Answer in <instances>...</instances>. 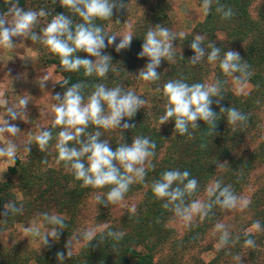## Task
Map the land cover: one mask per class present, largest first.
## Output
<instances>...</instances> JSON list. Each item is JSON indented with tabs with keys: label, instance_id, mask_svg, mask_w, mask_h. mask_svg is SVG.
I'll use <instances>...</instances> for the list:
<instances>
[{
	"label": "trees",
	"instance_id": "1",
	"mask_svg": "<svg viewBox=\"0 0 264 264\" xmlns=\"http://www.w3.org/2000/svg\"><path fill=\"white\" fill-rule=\"evenodd\" d=\"M56 1L13 0L24 9L33 5V10L36 11L43 8L48 15L39 19H46L47 23L53 15L63 13L64 8L56 5ZM256 1L219 0V4L230 7L234 13L225 19L216 11L217 0H213L211 10L205 12L203 21L197 23L190 34L176 39L182 45L183 51L175 52L172 61L161 62L157 69L160 80L154 83L136 78L138 71L149 62L146 57L140 58L139 53L149 28L157 24L164 27L169 25V0H154L136 19L130 34L133 39L127 49L119 52L116 49L115 52L105 51V54L111 57L112 63L103 78L95 74L85 76L83 68L77 72L63 70L59 57L47 49L46 57L40 59L44 65L55 66V72L61 75L62 81L56 85V91L61 97L66 91L64 87H70L74 83L82 82L86 85L82 92L87 101L94 85L98 83L108 88L120 85L125 91H132L137 83L145 82L157 94V98L150 109H139L130 121L121 122V125L129 123L135 125V128L111 131L89 125L86 133L99 130L102 134L101 141L108 140L113 151L120 143L131 145L133 136L148 137L156 144L155 155L147 160L144 181L133 183L124 197L127 199L140 194L139 201L132 209L125 210L119 218H113L112 210L115 204H98L95 199L97 194L105 195L108 188L81 187L82 182L77 181L65 162L58 159L55 144L57 134L62 129L54 123L51 124L47 130L52 132L53 138L47 148L39 150L35 141L28 144L27 148H31L27 151L25 159L22 161L15 158L13 166L8 168L9 175L14 176L17 181L16 192L21 194L22 199L17 200L11 179L0 182V231L9 228L14 222H23L31 217L42 220L43 213L59 215L65 227L60 229L62 232L59 238L46 248L43 255L28 257L21 255L17 248H10L0 251V264H196L194 259H191L193 262L184 261V257L197 247L205 233L227 210L214 204L207 215L199 213V218L189 222L183 234L178 236L170 225L174 219L180 217L175 206L163 207L166 201L158 200L153 195L151 185L164 171L187 170L190 173L189 178H195L198 186L193 193L185 195V206L200 197H203L202 204L211 203L215 197L209 194V190L215 188L217 181L222 187L231 186L238 198L246 189L253 187L252 174L256 168L264 166V0L254 7ZM126 2L130 5V0H114L117 8H114L111 19L97 20L95 23L105 28L116 18L117 21L125 20L128 12ZM120 4L125 7L119 8ZM9 6L6 0H0V13L7 11ZM51 6L54 7L53 11H50ZM130 7L132 8L131 5ZM67 15L72 17L74 24L81 22L80 18L70 11ZM34 32L39 34L41 29L37 28ZM197 34L205 37L202 46L206 51H210L207 46L213 42L217 47H221V55L229 49L240 54L250 73L243 81L249 86L246 94L233 93L218 62L209 63L206 58L196 65L189 62L194 56L190 44ZM77 55L89 58L83 52ZM231 75L234 78V75L240 73ZM65 79L69 81L67 86L63 85ZM175 79H183L188 84H211L220 81L221 93L213 99V111L219 114L221 107L227 109L232 106L245 114L247 121L228 125L226 114L220 113L214 133H211L204 122L198 121V128H189L191 138L187 134L174 133L175 123L172 120L158 129L156 122H160L167 103L162 91L163 84ZM221 97L223 99L217 104L215 99ZM69 146L79 147L75 141L70 142ZM219 164L223 165L218 167ZM89 197L95 200V220L105 227L95 235L96 239L90 244L87 241L79 252L68 256L66 245L69 238L76 233L81 206ZM9 200H14L22 206V214L8 217L3 215L4 205ZM247 209L251 213L252 222L259 221L264 226V184L257 185ZM109 231L121 232L123 235L118 241L113 240L107 237ZM101 236L105 238L101 240ZM247 238L252 239L253 236ZM58 252L64 253V261L57 260Z\"/></svg>",
	"mask_w": 264,
	"mask_h": 264
},
{
	"label": "clouds",
	"instance_id": "2",
	"mask_svg": "<svg viewBox=\"0 0 264 264\" xmlns=\"http://www.w3.org/2000/svg\"><path fill=\"white\" fill-rule=\"evenodd\" d=\"M7 11L0 13V47L13 48L15 38L39 42L45 46L51 53L56 54L60 59V64L65 71L77 72L81 68L85 76L95 74L98 77H105L109 72L111 57L102 55L103 49L107 45L114 43L117 35L107 34L103 27L97 25V20H109L113 15L117 4L114 0H59V4L64 9L70 11L80 18L81 22L75 23L70 15H53L50 22L37 34L33 31L38 24L39 18L45 17L48 13L41 8L32 10L21 8L13 0H6ZM213 0H202V6L205 11L211 10ZM120 4L119 8H124ZM216 11L222 15V18H230L234 13L230 7L219 4L217 0ZM122 37L116 47V51L127 49L133 37L131 35ZM176 34L169 28L157 24L149 28L143 38L142 50L139 53L140 58L146 57L148 63L138 71L136 78L146 82H156L160 80V73L157 72L161 62L172 61L175 56L173 41L176 40ZM205 37L197 34L192 38L190 48L194 56L189 60L192 65L207 60L209 63H219V67L225 74H236L234 79L237 83H243L244 78L249 76L248 65L242 62L240 54L234 50H225L221 55V47L210 42L207 46L210 51H206L202 46ZM85 53L89 58H82L77 53ZM69 81L65 79L63 85L67 86ZM44 87V84L40 85ZM86 85L82 82L74 83L66 88L63 96L58 93L52 99L58 103L53 105V123L60 126L57 143L55 148L58 151V159L65 162L74 178L81 181V187H91L93 189L108 188L105 195L97 194L95 196L98 204H116L121 202L130 186L136 182H143L146 176L145 162L148 158L155 155L156 144L148 137L133 136L131 145L120 143L116 149L110 147L108 140L101 141L102 134L99 130L86 133L89 125H94L97 129L105 130L118 129L121 131L135 128V125L124 123L123 120H131L137 111L143 108L146 103L144 99L136 95L133 91H125L120 85L108 88L102 83L94 85V90L85 101L82 90ZM164 97L167 101L165 112L160 117V125L174 121V133L188 135L191 138L189 128H198V121H202L214 133L220 113L226 114L228 125H236L247 121L248 117L235 107L227 109L221 107L217 114L211 108L214 97L220 96L221 82L216 81L211 84L192 83L188 84L183 79L169 80L163 84ZM223 99H215L219 104ZM29 100L23 96L11 106L6 108L7 118L0 124V134L16 136L21 131L9 121L21 119L26 115V106ZM86 138H83L85 137ZM52 132L47 129L39 131L34 139L39 150L47 148L52 140ZM75 141L79 147H70L69 143ZM18 146L11 140L9 143L0 147V157L11 158L14 161ZM27 148V151H30ZM227 163V162H225ZM223 163V164H225ZM223 164H219L220 167ZM190 173L187 170L179 169L167 170L161 173L159 179L154 180L151 185L153 195L158 200H164L163 207L168 208L174 205L177 214L182 219H190L193 212L207 215V212L218 205L221 209L230 210L237 206L238 197L234 194L231 186H221L220 182L215 183V188L209 190V194L215 199L211 203L202 204L194 201L191 204L184 205L186 194L193 193L198 186L195 178H189ZM247 203V202H245ZM5 217L22 214L23 208L14 200H9L4 205ZM135 209H133L134 211ZM42 221L50 226L46 234L42 237V245H48V239L53 241L59 238V235L65 227L63 219L57 214L43 213ZM5 223L7 220L4 221ZM216 230L221 233L219 245L226 246L229 243L230 234L223 224L218 223ZM253 228L260 230L259 221L254 222ZM26 232L32 231L31 228H25ZM123 233L109 231L107 237L113 240H119ZM105 237L101 236V240ZM82 239L92 242L95 237V230H87L83 233ZM238 239V238H237ZM79 242V241H78ZM244 245L254 247L255 241L246 239ZM67 255L70 256V244L66 245ZM239 259V258H238ZM59 262L65 260L64 253H57Z\"/></svg>",
	"mask_w": 264,
	"mask_h": 264
},
{
	"label": "rangeland",
	"instance_id": "3",
	"mask_svg": "<svg viewBox=\"0 0 264 264\" xmlns=\"http://www.w3.org/2000/svg\"><path fill=\"white\" fill-rule=\"evenodd\" d=\"M153 1L130 0L132 8L126 2L128 12L125 20L128 21H117L116 18L104 28L109 36L113 34L117 35V38L110 46L107 45V38L105 39L106 47L103 49L102 55H105V51L116 49L122 39L120 36L131 34L136 19L147 10ZM260 1L257 0L253 6H258ZM56 3V5H60L59 0ZM169 3L170 23L166 27L176 34L177 39L190 34L196 24L204 19L206 11L199 0H169ZM34 6L27 7L25 10H33ZM53 9L54 7L51 6L50 11H53ZM68 12L64 9L62 14H68ZM47 24L46 19H39L33 31L37 28L42 29ZM13 42L16 46L11 49L0 47V124L7 118L6 108L14 105L21 96L27 98L29 104L26 106V115L21 119L17 118L15 121H9L15 124L21 132L16 136L0 134V147L6 146L11 140L18 146L15 158L23 161L27 154V145L35 141V135L53 124V105L58 102L52 98L59 93L56 91V85L62 81V77L55 72V66L44 65L41 61L40 57H46L45 53L47 52V48L41 43L21 38H15ZM173 47L175 52L181 53L183 51L182 45L176 40L173 41ZM225 75L227 84L233 93L244 95L249 91L248 85L237 83L231 74ZM139 83L135 88H132V91L145 100L146 103L141 109H150L157 98V94L145 82L140 81ZM42 84H44V87L40 86ZM156 125L158 129L163 126L160 125L159 121L156 122ZM118 129L110 130L117 131ZM13 164V159L0 157V182L3 183L11 179L14 186L13 190L16 192L17 181L8 172V168L12 167ZM146 164L147 161L145 166ZM260 184H264V166L256 168L252 174L251 185L253 187L242 192V195L238 198L237 206L224 213V216L205 233L197 247L184 257V261L193 262L191 259H194L196 264H264V226L261 224L260 230L253 228V219L247 209L253 191ZM15 194L17 200L22 199L20 193L16 192ZM139 195L116 203L112 210V217L119 218L125 210L132 209L139 201ZM197 201L202 203L203 197H200ZM95 209L93 197H89L83 202L76 233L69 238L71 254L79 252L87 242V240L82 239L85 231L94 229L96 235L105 227V225L98 224L95 220ZM196 218H199V213L193 212L190 219L185 220L179 217L174 219L170 225L175 229L176 234L181 236L186 229V225ZM218 223L223 224L230 234L229 243L224 247L219 245L221 233L215 227ZM25 228H31L32 231L26 232ZM48 228L41 219L36 217H31L23 222H14L9 228L0 231V251L17 248L21 255L28 257L43 255L46 248L53 243V240L49 238L48 245H42V237L46 234ZM248 236H253L254 247L244 245Z\"/></svg>",
	"mask_w": 264,
	"mask_h": 264
}]
</instances>
